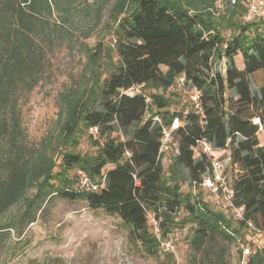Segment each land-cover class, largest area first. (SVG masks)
<instances>
[{
    "label": "trees",
    "instance_id": "16d2710c",
    "mask_svg": "<svg viewBox=\"0 0 264 264\" xmlns=\"http://www.w3.org/2000/svg\"><path fill=\"white\" fill-rule=\"evenodd\" d=\"M111 1L0 0V213L25 204L21 218L0 225V251L11 230L21 238L42 203L60 196L119 216L133 242L163 263L175 264L174 256L159 248L147 210L160 219L164 236L191 226L190 246L201 257L183 264H231L226 243L239 247L242 258L241 244L250 247L243 264H264V246L257 242L262 236L244 239L245 220L229 217L197 185L201 192H181L183 183L202 181L212 160H228L236 203L245 207L246 219L264 227V131L255 123L264 126V89L255 91L250 81L254 72L264 73V19L233 22L227 38L206 11L216 0H114L111 46L79 43L87 56L84 74L94 73V82L63 99L60 138L66 148L54 158L51 137L41 147L28 142L21 98L46 76L49 50L78 46L82 4L94 5L100 21ZM247 1L233 2V17L238 9L245 15ZM106 49L109 60L103 62ZM222 61L224 73L218 69ZM182 74L186 87L200 92L201 111L179 88L170 90ZM139 84L151 104L132 89ZM157 116L167 126L174 118L182 122L172 132L179 153L172 151L166 163L157 159L162 137ZM91 126L99 127L98 138L89 133ZM202 139L211 152L199 147ZM84 142H92L95 151L81 150ZM79 169L98 183L105 178L106 186L80 190ZM33 188L36 194L29 197Z\"/></svg>",
    "mask_w": 264,
    "mask_h": 264
},
{
    "label": "rangeland",
    "instance_id": "374dc122",
    "mask_svg": "<svg viewBox=\"0 0 264 264\" xmlns=\"http://www.w3.org/2000/svg\"><path fill=\"white\" fill-rule=\"evenodd\" d=\"M233 2L235 1L222 0L219 6L215 1L214 6L206 8L218 23L222 35L227 38V34L234 31L231 24L235 21L242 23L244 17L240 9L233 17ZM113 4L114 0L106 6L100 21L96 19L94 5L84 3L79 7L76 20L79 29L75 30L78 46L64 44L49 50L46 76L21 98L22 123L28 142L34 147H41L51 137L49 150L54 158L59 157L60 152L66 148L60 138L65 120V115H61L65 95L70 91L81 93L94 82V73L84 74L87 56L79 43L88 42V45L83 43L86 48L98 44L103 47L111 46L113 38L109 33V26ZM87 34L91 37L86 38ZM112 57L113 60L116 59L113 51ZM103 59V62L109 60L108 49L103 53ZM218 69L225 72L224 61L218 64ZM250 81L255 91L264 89L263 71L258 70L250 75ZM179 93L187 100V89H180ZM84 145L85 148L81 147V150L91 153L95 151L92 142H84ZM193 186V183L187 181L182 184L181 192H201ZM35 194L36 188H33L28 196L33 197ZM206 195L209 196L208 193ZM209 199L213 200L211 196ZM214 205L219 208L215 202ZM24 209L25 204L20 202L0 213V225L17 221ZM191 232L190 225L176 229L180 264L189 263L191 258L196 257L197 260L201 257L191 249ZM243 233L244 239H257L246 228ZM17 241L20 242L16 244ZM257 242L261 247L264 246L263 238L257 239ZM225 246L231 264H241L239 247L234 243H226ZM33 260L41 264H166L162 262L163 257L151 256L143 246L133 242L129 236V228L119 216L109 215L101 209H91L83 199L71 200L60 196L42 203L36 220L26 227L21 238L17 237L15 230H11V239L0 251V264H32ZM174 263L177 264L175 258Z\"/></svg>",
    "mask_w": 264,
    "mask_h": 264
},
{
    "label": "built area",
    "instance_id": "2783aa9c",
    "mask_svg": "<svg viewBox=\"0 0 264 264\" xmlns=\"http://www.w3.org/2000/svg\"><path fill=\"white\" fill-rule=\"evenodd\" d=\"M221 3L222 0H216L217 5L220 6ZM246 8L247 10L243 17V22H252L264 19V0H248ZM230 34L231 33L227 34V36H230ZM185 79L184 74L180 75L175 86H172L170 90L175 91V87L179 89H187L188 98L190 99L192 107L197 111H201L200 92L195 89L189 90L186 87ZM132 89L135 90L136 93L143 95L147 104L152 103V97L145 93L144 84L135 85ZM155 119L162 125L161 144L157 159L161 163H166L168 155L172 151L174 153H179V145L174 139L172 132L176 130L182 122L179 118H174L171 124L167 126L163 124V121L159 116L155 117ZM255 123H258L259 129L264 131V126L258 119L255 120ZM88 131L94 138L99 137L98 126H91ZM198 144L205 153H209L213 149V147L210 146L205 139L199 140ZM126 155L130 156L131 154L130 152H126ZM227 162H224L221 159L212 160L209 172L203 177L202 181L199 184H193L208 193L214 202L218 204L219 209L226 212L229 217H233L235 221L245 220V228L254 236H262L264 239V227L256 224L251 219H246L245 207L236 203V194L232 184V179L230 178V174L228 172ZM78 186L80 190H100L106 186V180L103 178L102 181L98 183L94 181L84 170L79 169ZM146 215L150 229L157 239L161 251L163 253L172 254L174 258L177 259V264H180L178 257V237L176 234L164 236L161 232L160 219L156 216V213L154 211L147 210ZM241 248L243 250L242 255L244 258L251 253L250 247L246 246L244 243L241 244ZM244 258H242L241 264H243Z\"/></svg>",
    "mask_w": 264,
    "mask_h": 264
}]
</instances>
